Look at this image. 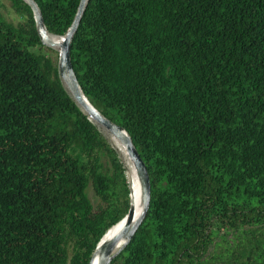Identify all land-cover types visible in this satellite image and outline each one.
<instances>
[{
	"label": "trees",
	"instance_id": "obj_1",
	"mask_svg": "<svg viewBox=\"0 0 264 264\" xmlns=\"http://www.w3.org/2000/svg\"><path fill=\"white\" fill-rule=\"evenodd\" d=\"M9 1L22 18L0 11V264H89L130 207V172L29 3ZM34 1L61 41L80 0ZM70 59L149 175L108 264H264V0H86Z\"/></svg>",
	"mask_w": 264,
	"mask_h": 264
},
{
	"label": "water",
	"instance_id": "obj_2",
	"mask_svg": "<svg viewBox=\"0 0 264 264\" xmlns=\"http://www.w3.org/2000/svg\"><path fill=\"white\" fill-rule=\"evenodd\" d=\"M26 1L29 3V5L32 8L40 39L44 44L53 46L55 41L52 39V36H56V35L49 33L45 28V25L43 23V18L35 1L34 0H26ZM85 3L86 0H80L78 9L76 11V14L69 29L67 30L65 35L61 36V41L59 43L60 49L58 51L59 76L61 77L63 83H65L70 89L71 91L70 94L73 97V99H75L81 105V107L88 113L90 118L94 119L96 125L101 124L110 132H112L114 135H116L118 138H120L121 141H123V143L126 146L127 153L133 162L135 171L139 178L140 188H141V198H142V209L136 217L134 216V206L132 205V202L130 200V207L127 213L121 218L124 220L122 226L108 240H103L101 237L100 240L98 241L89 260V264H108L109 261L112 259V257H114L115 254L120 250V248L127 242V240L132 237V235L136 231V228L143 219L148 206L150 183H149V175L147 172L145 162L143 161L139 152L132 143L128 133L121 125L114 123L113 121L103 116L90 103V101L82 92L78 84L77 77L73 70L70 59V41L73 32L77 28L81 14L85 7ZM81 97H83L84 100ZM120 240H122L121 245L115 249L116 244Z\"/></svg>",
	"mask_w": 264,
	"mask_h": 264
},
{
	"label": "bare ground",
	"instance_id": "obj_3",
	"mask_svg": "<svg viewBox=\"0 0 264 264\" xmlns=\"http://www.w3.org/2000/svg\"><path fill=\"white\" fill-rule=\"evenodd\" d=\"M57 38H59V37L58 36H52V39L55 41L53 46L60 49V45H59L60 40H58ZM81 98L84 100L83 97H81ZM98 126H99V128H102L103 130L108 131L113 137H115L116 139H118L121 142V143L116 142V147L118 148L119 152H121V154L124 156L125 151H127V149H126V146L123 143V141H121L120 138H118L116 135H114L108 129H105L104 126H102L101 124H98ZM130 160H131V158H130ZM133 166L130 165V169H131V188H130V190L132 189V198H131V192H130V199H131L132 205L134 206V216L136 217L142 209V198H141V188H140L139 178H138L137 173L135 171V168H133ZM123 223H124V220L122 219V221L117 226L112 228V230L109 233H107L105 235V237H103L102 239L108 240L109 238H111L114 235V233L122 226ZM121 243H122V240H120L116 244L115 249L118 248L121 245Z\"/></svg>",
	"mask_w": 264,
	"mask_h": 264
},
{
	"label": "rangeland",
	"instance_id": "obj_4",
	"mask_svg": "<svg viewBox=\"0 0 264 264\" xmlns=\"http://www.w3.org/2000/svg\"><path fill=\"white\" fill-rule=\"evenodd\" d=\"M0 1H1V2H0V11H1L2 15H3L5 18H7L8 20H11V21H13V22H16V21H18L19 19L22 18V16H20L18 13H16V12L14 11V9L12 8V6H11L9 0H0ZM51 47H53V48L56 49V50H59V49H58L57 47H55V46H51ZM64 85H65L66 89L68 90V92L71 93V91H70V89L68 88V86H67L65 83H64ZM104 128H105V127H104ZM105 129H106V128H105ZM100 130H101V129H100ZM101 131H102V130H101ZM104 132H105V133H104ZM104 132L102 131V133L105 135V137L108 139V141L114 146V148L116 147V142L121 143L118 139H116L115 137H113L108 131L104 130ZM116 148H117V147H116ZM116 148H115V149H116ZM116 150H118V148H117ZM118 151H119V150H118ZM118 151H117L118 156H119V158L121 159V161L123 162V165H124V173H125V175H126V177H127V180H128L126 166H127L128 169H129V172H130V178H131V169H130V165L133 166V162L130 160L127 151H125V155H124V156L121 154V152H118ZM119 153H120L121 156L119 155ZM124 162H125L126 166H125ZM127 164H128V165H127ZM133 168H134V166H133ZM128 182H129V181H128ZM88 193H89V196H90V198L92 199V201L95 202V201L97 200V197H96V195H95V193H94V191L92 190L91 187L88 188ZM221 233H222V231H220V234H221Z\"/></svg>",
	"mask_w": 264,
	"mask_h": 264
}]
</instances>
